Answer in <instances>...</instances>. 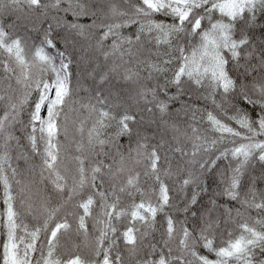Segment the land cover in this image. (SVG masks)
Wrapping results in <instances>:
<instances>
[{
	"label": "snow or ice",
	"instance_id": "snow-or-ice-1",
	"mask_svg": "<svg viewBox=\"0 0 264 264\" xmlns=\"http://www.w3.org/2000/svg\"><path fill=\"white\" fill-rule=\"evenodd\" d=\"M25 8L55 15L0 24V264H264V0H0Z\"/></svg>",
	"mask_w": 264,
	"mask_h": 264
},
{
	"label": "trees",
	"instance_id": "trees-1",
	"mask_svg": "<svg viewBox=\"0 0 264 264\" xmlns=\"http://www.w3.org/2000/svg\"><path fill=\"white\" fill-rule=\"evenodd\" d=\"M55 15L54 12L49 13L47 21L41 23V18L38 17V13H28L27 9H24V12H16V13H6L3 15H0V24H4L5 26H8L11 31H13L15 34L20 35L24 37L29 45H32L33 43L39 44L40 39L42 38L43 31L47 27L48 23H52L51 17ZM61 16H65L63 12L60 13ZM66 18L68 20H72L73 17L70 14L66 15ZM156 19L161 20L164 19L163 17L157 16ZM82 24H88L89 20L82 18L80 21ZM14 24V27H12ZM136 30L135 26H133L131 29H126L125 30V35H130L132 32ZM255 34L257 37L260 35V28L259 25H257L255 29ZM66 35L63 31L59 32L58 35V43L57 47L60 48L61 50H67L72 55L73 58V64L70 66V70L72 72V86L75 87L77 80L82 78L83 75V69L84 65L80 62L79 57H80V51H79V44H76L73 46V44H65L63 37ZM2 74V73H0ZM83 83L86 85H90L92 82L90 80H82ZM162 82V81H161ZM168 94L174 95L176 94V88L174 86L170 87L168 89ZM80 95H84L83 92L80 93ZM198 94L196 92H192L191 99L187 95L181 96L179 99H177L173 104H172V109L175 111L181 107V105L187 101L189 104H196L199 105L201 108L207 106L209 109L211 108L210 102L205 105V102L203 100H200L197 98ZM38 93L34 92L32 94V100L34 101L37 99ZM241 105L243 106V102H240ZM23 119L26 121L28 119V114L27 112L24 113ZM19 135V132L17 133ZM61 141H64V137H60ZM119 143L124 145L125 150L127 149L129 145V139L127 137H122L119 138ZM133 146H134V137H133ZM38 163V159L36 161ZM15 163V161H14ZM226 162L225 161H219L218 164L222 168ZM19 166L21 169H25L27 165H25L24 161H19ZM255 170L257 173L260 171V165L257 163L255 165ZM209 185H210V191L211 189L215 188V184L212 183L211 179H209ZM260 187H264V184L260 185ZM2 194H3V188L0 186V212H3L5 209V205L3 204V199H2ZM208 200L207 196H203L201 199V203L206 204ZM223 203V200L221 201ZM200 205H197L199 207ZM255 215V213H253ZM71 219V218H70ZM159 219V217H158ZM26 222L29 223V226L31 227L33 224L36 222L31 220V218H27ZM88 226L90 231L94 232L93 229V224L94 221L91 218H88L87 220ZM157 238L159 237V233L156 234ZM82 238H77L75 235L72 237V239L69 241L70 244H76L80 243ZM6 240V230L3 227H0V253H2V244ZM41 240H43V234L41 235ZM121 249L123 250V244L121 242ZM203 253V250H201Z\"/></svg>",
	"mask_w": 264,
	"mask_h": 264
},
{
	"label": "rangeland",
	"instance_id": "rangeland-1",
	"mask_svg": "<svg viewBox=\"0 0 264 264\" xmlns=\"http://www.w3.org/2000/svg\"><path fill=\"white\" fill-rule=\"evenodd\" d=\"M44 114V112L42 111V115Z\"/></svg>",
	"mask_w": 264,
	"mask_h": 264
}]
</instances>
